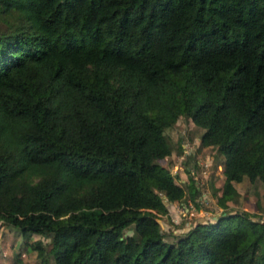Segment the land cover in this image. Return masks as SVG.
I'll use <instances>...</instances> for the list:
<instances>
[{
  "label": "trees",
  "instance_id": "obj_1",
  "mask_svg": "<svg viewBox=\"0 0 264 264\" xmlns=\"http://www.w3.org/2000/svg\"><path fill=\"white\" fill-rule=\"evenodd\" d=\"M0 24L1 221L54 264H264L249 212L171 241L156 219L197 193L157 161L180 115L221 157L218 205L264 185V0H0Z\"/></svg>",
  "mask_w": 264,
  "mask_h": 264
},
{
  "label": "rangeland",
  "instance_id": "obj_2",
  "mask_svg": "<svg viewBox=\"0 0 264 264\" xmlns=\"http://www.w3.org/2000/svg\"><path fill=\"white\" fill-rule=\"evenodd\" d=\"M201 132L202 128L185 115L178 116L164 128L171 151L157 161L172 173L184 189L189 179L197 189L194 196L185 191L180 200L165 202L167 213L157 214L160 231L168 241L189 230L196 222L211 221L228 212L242 210L264 220V210L255 204V200L260 201L264 194V185L257 179L233 182L237 190L235 197L227 199L224 206L217 204L216 196L223 179L221 157L214 146L201 144ZM132 231L131 224L124 228L125 233ZM48 236L46 232L26 234L0 220V264H54L49 253ZM34 240H39L43 248V260L31 246Z\"/></svg>",
  "mask_w": 264,
  "mask_h": 264
}]
</instances>
